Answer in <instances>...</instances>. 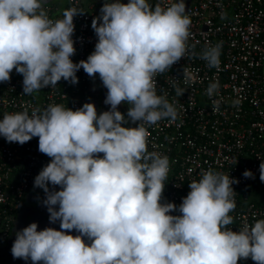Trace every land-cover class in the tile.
<instances>
[{"label": "clouds", "instance_id": "obj_1", "mask_svg": "<svg viewBox=\"0 0 264 264\" xmlns=\"http://www.w3.org/2000/svg\"><path fill=\"white\" fill-rule=\"evenodd\" d=\"M45 3L0 0V82L10 81L15 70L23 77V94L31 95L61 79L75 85L82 68L89 77L98 74L110 107L98 114L90 102L75 110L49 104L0 119L7 142L23 145L37 137L39 152L50 158L33 186L45 194L49 222L60 227L38 231L33 222L17 231L13 258L32 264H238L251 258L264 264V219L238 231L228 227L236 207L232 185L238 183L229 174L208 169L188 184L179 206L162 202L169 159L148 151L145 125L178 117L167 93L158 94L157 77L189 54L184 0H104L91 22L94 51L78 63L71 59L73 18L83 11L70 7L53 20ZM219 56V44L199 54L209 68L219 66ZM181 79L195 82L186 67ZM172 88L177 97L186 91L175 79ZM218 91L213 81L206 95ZM221 102L212 99V110L219 111ZM122 104L128 105L126 115L118 110ZM130 122L136 126L126 127ZM259 171L264 182V161Z\"/></svg>", "mask_w": 264, "mask_h": 264}, {"label": "built area", "instance_id": "obj_2", "mask_svg": "<svg viewBox=\"0 0 264 264\" xmlns=\"http://www.w3.org/2000/svg\"><path fill=\"white\" fill-rule=\"evenodd\" d=\"M100 1L66 0L63 7L44 4V11L53 20L62 19L63 11L70 7L83 11L73 18L74 63L86 60L97 42L91 22L100 14L104 2ZM168 2L149 0L152 5ZM186 12L191 20L189 54L157 77L158 94L161 90L167 93L178 117L145 125L148 151L169 159L162 202L179 206L190 190L188 184L198 181L208 169L235 178L238 183L232 188L236 207L230 213L234 222L228 227L238 231L245 223L264 219V182L259 171L264 161V0H189ZM217 44L220 63L209 68L199 54ZM184 67L195 76V82L189 85L181 79ZM10 76V81L0 82V119L5 113L26 107L43 109L49 104L75 110L88 89V77L82 68L76 73L75 85L61 79L56 86L31 95L23 94L22 75L13 70ZM174 79L186 89L179 97L172 88ZM213 81L219 82V91L209 98L206 89ZM221 98L219 111H213L212 99ZM237 99L240 104L234 106L232 102ZM49 160L39 152L37 137L20 145L0 136V244L8 239L17 208ZM245 170L253 176L245 178ZM238 264L255 262L248 258Z\"/></svg>", "mask_w": 264, "mask_h": 264}, {"label": "crops", "instance_id": "obj_3", "mask_svg": "<svg viewBox=\"0 0 264 264\" xmlns=\"http://www.w3.org/2000/svg\"><path fill=\"white\" fill-rule=\"evenodd\" d=\"M86 1H94L97 4H99L100 0H86ZM104 1V0H103ZM185 1V0H184ZM48 3H54L59 7H63L65 5L66 0H47ZM122 3H127L128 0H121ZM99 16V13H97L96 17ZM94 51V49L91 50V52ZM90 52V54H91ZM264 72V69H263ZM87 77H89L87 75ZM99 77V76H98ZM93 77H89V79H92ZM93 85V83L89 80V88ZM92 87V86H91ZM88 90V89H87ZM85 100V97H84ZM98 100H94L93 98L87 99L84 101V103H93L95 107H97ZM134 127V124H132ZM102 155V154H100ZM42 170V169H41ZM50 189L52 186H49ZM57 190L58 187H57ZM45 198V194L42 189L36 188L32 186L30 190L26 193L21 205L17 208L15 215L13 217V221L11 224V230L10 234L8 236V239L4 244H2L0 248V262L2 264H32L31 260L25 261L20 258H13L11 254V247L13 244V241L15 240V233L22 228L26 227L30 223H37L38 231L43 230L45 227H52L56 230H60L59 227V221L56 223H50L48 219V212L46 207L42 204L43 199ZM70 234L72 235H78L76 231H72ZM86 243H90V241L87 240V238H84Z\"/></svg>", "mask_w": 264, "mask_h": 264}, {"label": "rangeland", "instance_id": "obj_4", "mask_svg": "<svg viewBox=\"0 0 264 264\" xmlns=\"http://www.w3.org/2000/svg\"><path fill=\"white\" fill-rule=\"evenodd\" d=\"M89 80H90L91 82H95V85H97L98 83H101V81H100V79H99V77H98V74H96V76L93 77L92 79H89V77H88V83H89ZM88 87H89V85H88ZM104 100H105V98H103V99H99V101H98V103H97L96 110H97L98 114H99L100 112L107 111V110L109 109V107H110L109 105H106V104L104 103ZM127 109H128V105H127V104H122V105L118 106V110H119L120 112L124 113L125 115H126V113H127ZM125 126H127V127H133V125H132L131 122H130L129 124L125 125ZM2 244H3V243H2ZM2 244H0V248H1Z\"/></svg>", "mask_w": 264, "mask_h": 264}, {"label": "flooded vegetation", "instance_id": "obj_5", "mask_svg": "<svg viewBox=\"0 0 264 264\" xmlns=\"http://www.w3.org/2000/svg\"><path fill=\"white\" fill-rule=\"evenodd\" d=\"M92 83H93V85L91 84L92 87L91 86L90 88L88 87V95L89 96L91 95V98H93L94 100L105 98L107 89L103 87L102 82L98 83L97 85H95V82H92ZM84 101L80 104L79 107H81L84 104Z\"/></svg>", "mask_w": 264, "mask_h": 264}, {"label": "water", "instance_id": "obj_6", "mask_svg": "<svg viewBox=\"0 0 264 264\" xmlns=\"http://www.w3.org/2000/svg\"><path fill=\"white\" fill-rule=\"evenodd\" d=\"M174 2H175V0H174ZM184 2H185V6L187 7V5H188V3H189V0H185ZM86 98H87L88 100L91 99V95H90V96L88 95V90H87V92H86V97H85V99H86Z\"/></svg>", "mask_w": 264, "mask_h": 264}]
</instances>
